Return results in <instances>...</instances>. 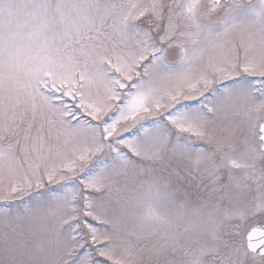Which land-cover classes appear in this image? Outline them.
Instances as JSON below:
<instances>
[{"label": "snow or ice", "instance_id": "snow-or-ice-1", "mask_svg": "<svg viewBox=\"0 0 264 264\" xmlns=\"http://www.w3.org/2000/svg\"><path fill=\"white\" fill-rule=\"evenodd\" d=\"M0 264H264V0H0Z\"/></svg>", "mask_w": 264, "mask_h": 264}]
</instances>
